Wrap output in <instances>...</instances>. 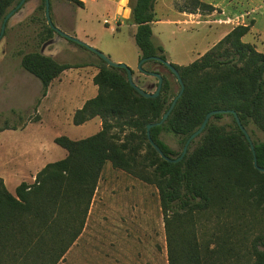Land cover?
<instances>
[{
  "label": "trees",
  "instance_id": "16d2710c",
  "mask_svg": "<svg viewBox=\"0 0 264 264\" xmlns=\"http://www.w3.org/2000/svg\"><path fill=\"white\" fill-rule=\"evenodd\" d=\"M20 1L0 0V31L6 14ZM68 1L84 6L83 0ZM155 2L134 0L132 8L141 59H167L163 46L153 41ZM45 5L43 0V9ZM250 27L237 25L189 65L173 64L185 84L184 93L167 120L150 131L166 155L177 158L183 149H172L160 138L162 132L181 137L184 147L208 112L231 109L249 132L258 164L264 167V140L255 136L256 130L264 133V52L243 41ZM54 32L47 25L45 39ZM101 62L93 79L98 94L74 116L77 125L100 117L101 130L80 140L57 137L55 142L68 151L67 157L47 164L33 184L21 183L16 195L0 177V264H58L84 229L108 163L157 186L168 231L169 264H264V233L256 235L250 247L239 224L214 247L213 236L203 243L197 237V220L205 214L238 218L247 208L264 211V172L255 168L251 144L234 115L228 114L229 124L215 122L224 114L214 115L181 161H166L151 145L147 126L161 120L180 89L175 92L161 73L160 94L146 98L130 85L125 68L109 66L102 58ZM145 63L162 65L174 75L160 61ZM21 65L40 79L43 97L55 78L80 66L38 51L24 54Z\"/></svg>",
  "mask_w": 264,
  "mask_h": 264
},
{
  "label": "rangeland",
  "instance_id": "374dc122",
  "mask_svg": "<svg viewBox=\"0 0 264 264\" xmlns=\"http://www.w3.org/2000/svg\"><path fill=\"white\" fill-rule=\"evenodd\" d=\"M84 2L80 7L68 0H50L54 25L111 60L128 65L134 80L146 90L155 91L158 80L143 70L165 74L173 90L179 91L177 79L162 65L144 63L139 68L142 54L135 41L137 26L131 23L134 0ZM226 4L225 0H156L153 41L163 46L166 60L189 65L223 39L232 26L242 24V17H228L233 8ZM119 6H123L121 13ZM47 25L43 0H26L8 20L0 40V177L13 195L21 183L33 184L47 164L67 157L68 151L55 142L57 137L80 140L102 128L100 117L80 125L74 122L75 113L98 94L93 79L101 58L56 32L46 40ZM260 29L252 28L243 41L264 52ZM35 51L80 66L55 78L43 97L40 79L21 65L22 56ZM215 122L229 124L232 118L224 114ZM255 136L264 140L259 130ZM160 138L175 151H182L181 137L162 132ZM235 224L246 232L250 247L254 237L264 233V211L247 208L238 218L205 214L197 220L198 240L203 243L213 236L214 247ZM58 264H169L168 231L157 186L108 163L84 229Z\"/></svg>",
  "mask_w": 264,
  "mask_h": 264
},
{
  "label": "water",
  "instance_id": "95a60500",
  "mask_svg": "<svg viewBox=\"0 0 264 264\" xmlns=\"http://www.w3.org/2000/svg\"><path fill=\"white\" fill-rule=\"evenodd\" d=\"M25 2H26V0H21L19 2V4L15 8H13L12 10H10L6 14V16H5L4 20H3V23H2L1 31H0V40L3 37V34H4V31H5V28H6V25H7L8 20L17 12V10H19L25 4ZM45 4H46V18H47V22L50 25V27L53 28V30H55L56 33H58L59 35H61L63 37H66V38H68L70 40H73L75 42H78V43L84 45L90 51L96 53L100 58H102L103 60H105V62H107V64L109 66L119 67V68H125L127 70L128 80H129L130 85L135 90H137L139 92V94H141L142 96H144L146 98H149V97H157L160 94L161 89H162V85H163V76H162V74L160 72H153V71L146 72L147 75L154 76L158 80V85H157V88H156L155 91H148L145 88L139 86L137 84V82L133 78V71H132V69L128 65H126L125 63H118V62H115V61L111 60L108 56H106L101 51H99V50H97V49H95V48H93L91 46H88V45L82 43L78 39H76V38L68 35L64 31H62L59 27H57L56 25H54V23L51 20V16H50V0H45ZM122 11H123V6H119V12L121 13ZM149 59H154V60L160 61L165 66H167L174 73V75L177 77V81L179 82V84L181 86L179 93L174 98V100L171 103L170 108L164 113V115L161 118V120L158 121V122H156V123H150L147 126L148 139H149L151 145L156 149V151L160 154V156L162 158H164L166 161L174 162V163L181 161L185 157V155L187 154L191 142L194 139H196L204 131V129L206 128V126L209 123L210 119L214 115H217V114H233L234 117H235V119H236V121H237V123H238V125L240 126L241 130L244 132V134L246 135L247 139L249 140V142L251 144V149H252L253 156H254V166H255V168H257L261 172H264V167H260L259 164H258L255 146L253 144V141H252V138H251L249 132L243 126V124H242V122L240 120V117H239L238 113L235 110H231V109H217V110H212V111L208 112L207 115H206V117H205V119H204V121H203V123L198 128V130H196L193 134H191V136L187 139L186 143L184 144L183 151H182L181 155L178 156L177 158H174V157H171V156L166 155L163 152V150L160 148V146L152 139L151 132L150 131H151V128L152 127H154L156 125H162L167 120V118L169 117V115L171 114V112L173 111V109L175 108L178 99L183 95L184 90H185V84L183 82V79H182V77H181L180 72L178 71V69L172 63H170L168 60L163 59V58H161L159 56H152V57H149V58H142L141 61H140V64H139L140 70H142V65L146 61H148Z\"/></svg>",
  "mask_w": 264,
  "mask_h": 264
},
{
  "label": "crops",
  "instance_id": "0c3cea01",
  "mask_svg": "<svg viewBox=\"0 0 264 264\" xmlns=\"http://www.w3.org/2000/svg\"><path fill=\"white\" fill-rule=\"evenodd\" d=\"M228 8H233V11H228V17L235 18L242 17L241 25L251 24L252 28H262L264 32V0H225ZM84 2V0H83ZM85 3V2H84ZM242 7L239 9V7ZM227 8V10H228ZM229 25V24H227ZM236 25H239L237 23ZM235 26H232L234 28Z\"/></svg>",
  "mask_w": 264,
  "mask_h": 264
},
{
  "label": "flooded vegetation",
  "instance_id": "af4514ba",
  "mask_svg": "<svg viewBox=\"0 0 264 264\" xmlns=\"http://www.w3.org/2000/svg\"><path fill=\"white\" fill-rule=\"evenodd\" d=\"M14 8H15V7H14ZM21 8H22V7H21ZM21 8H20V9H21ZM20 9H19V10H20ZM19 10H17V12H18Z\"/></svg>",
  "mask_w": 264,
  "mask_h": 264
}]
</instances>
